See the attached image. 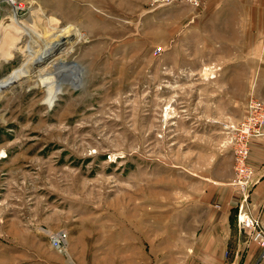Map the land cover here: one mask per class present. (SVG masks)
Returning a JSON list of instances; mask_svg holds the SVG:
<instances>
[{"label": "rangeland", "instance_id": "rangeland-1", "mask_svg": "<svg viewBox=\"0 0 264 264\" xmlns=\"http://www.w3.org/2000/svg\"><path fill=\"white\" fill-rule=\"evenodd\" d=\"M194 7L0 0V264L199 262L214 208L202 198L206 179L234 172L233 123L221 116L242 98L243 79L180 59ZM46 49L42 66L23 68ZM55 59L73 74L50 91L38 69ZM58 230L61 249L50 241ZM253 245L247 264H264ZM248 247L234 253L237 264Z\"/></svg>", "mask_w": 264, "mask_h": 264}, {"label": "crops", "instance_id": "crops-1", "mask_svg": "<svg viewBox=\"0 0 264 264\" xmlns=\"http://www.w3.org/2000/svg\"><path fill=\"white\" fill-rule=\"evenodd\" d=\"M199 1L181 33L185 40L180 41V59L203 61V65L211 61L212 66L206 70L212 74L243 79L242 98L233 100L232 107L221 116L224 124L234 123L244 115L250 97L264 103V0ZM223 88L232 92L230 86ZM237 105L240 109L235 113ZM248 162L254 186L246 212L264 223V134L252 140ZM233 178L231 171L225 179H206L207 192L202 198L214 203V208L207 215L209 223L199 231L196 251L201 259L197 264H237L234 253L249 246L239 262L247 264L256 249L248 236L245 240L241 237L236 225L237 212H241L237 207L242 202Z\"/></svg>", "mask_w": 264, "mask_h": 264}, {"label": "built area", "instance_id": "built-area-1", "mask_svg": "<svg viewBox=\"0 0 264 264\" xmlns=\"http://www.w3.org/2000/svg\"><path fill=\"white\" fill-rule=\"evenodd\" d=\"M176 1H185L195 6L200 4L199 0H150V3L152 6L159 7ZM226 130L230 136V143L233 145L234 178L232 182L242 192L240 207H243V202L254 185L253 169L248 160L252 140L264 134V103L255 97H250L243 117L236 123L227 125ZM238 224L249 239L258 245L260 260L264 261V223L258 217L244 213L243 218L238 216ZM50 241L53 247L61 249L67 241V233L64 230H58L51 236Z\"/></svg>", "mask_w": 264, "mask_h": 264}, {"label": "bare ground", "instance_id": "bare-ground-1", "mask_svg": "<svg viewBox=\"0 0 264 264\" xmlns=\"http://www.w3.org/2000/svg\"><path fill=\"white\" fill-rule=\"evenodd\" d=\"M17 21V20H16ZM9 23H11V22H9ZM25 25V24H24ZM8 26V25H7ZM21 26H22V24H21ZM26 27H24V29L22 30V32L23 33H25V34H27V33H29V32H32V35L34 34V36H39L32 28H31V26L30 27H28L27 26V24L25 25ZM6 29V28H5ZM9 29V28H8ZM8 32H10V31H8ZM12 32V31H11ZM72 32V31H71ZM74 33V32H73ZM31 34V33H30ZM70 34V31L68 30V31H66V33L65 34H63L62 36L61 35H58V36H56V37H54V39L51 41V42H49L48 44H47V48H49V47H51L52 45H54L55 43H57V42H59L60 40H62L63 38H65L67 35H69ZM41 36V35H40ZM8 38V37H7ZM3 39V38H2ZM17 42V41H16ZM2 43V42H1ZM14 43V42H13ZM13 43H10V44H13ZM59 44H62V42H59V43H57V45H55L54 47H52L50 50H51V52L53 51V50H55L56 49V47H58L59 46ZM14 45V44H13ZM16 45V44H15ZM14 45V46H15ZM8 46H10L9 44H8ZM16 47V46H15ZM31 47V46H30ZM63 50V48L62 47H60V48H58V53H60L61 51ZM49 50H47L46 49V51H35L34 52V56H35V58H28L29 59V61H31L27 66H24L23 68H25V67H30V68H34V66L37 68V67H39V66H42L43 65V63H44V60H45V53H47ZM32 52V51H31ZM8 53V52H7ZM33 55V54H32ZM29 56H31V55H29ZM5 59V58H4ZM28 61V62H29ZM60 65H61V63H60V61L58 60V59H55L48 67L49 68H45V69H42V68H40V69H38L39 70V72H40V77H41V82L43 83V85L44 86H46V85H49V87H48V89L51 91V89L53 88V85L55 84L54 82L55 81H62V82H65L66 81V78L68 77V78H71V75L73 74L72 73V69H68V70H65V71H59V69H60ZM30 68H29V70L28 71H26V72H30ZM22 70V69H21ZM37 70V71H38ZM74 71V70H73ZM17 75V71L16 72H13L12 74H10L7 78L8 79H15V76ZM70 81H72V79H70ZM41 83V84H42ZM54 83V84H53ZM55 87V86H54ZM57 89V88H56ZM51 95V94H50ZM52 97H53V95H51ZM53 100H55V99H49V104L50 105H52L53 103ZM240 217L241 218H243L244 217V214H240Z\"/></svg>", "mask_w": 264, "mask_h": 264}]
</instances>
